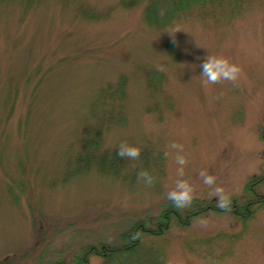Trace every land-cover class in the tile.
<instances>
[{"label":"rangeland","instance_id":"374dc122","mask_svg":"<svg viewBox=\"0 0 264 264\" xmlns=\"http://www.w3.org/2000/svg\"><path fill=\"white\" fill-rule=\"evenodd\" d=\"M209 56L236 79L207 81ZM261 175L264 0H0V264H264V206L88 252L150 227L179 181L185 208Z\"/></svg>","mask_w":264,"mask_h":264},{"label":"trees","instance_id":"16d2710c","mask_svg":"<svg viewBox=\"0 0 264 264\" xmlns=\"http://www.w3.org/2000/svg\"><path fill=\"white\" fill-rule=\"evenodd\" d=\"M197 2L198 0H196ZM94 148L95 145L91 146L90 150H94ZM87 150L89 152V149ZM106 159L104 158L102 161ZM87 164H90V162ZM263 186L264 175L251 178L243 185L241 196L229 199L226 208H220L217 204L204 203L198 200H193L190 205L188 204L184 208L182 205L177 206L173 200L168 201L162 205L158 214L150 220L152 223L150 227H147L146 220L131 223L125 233L123 245L120 247L101 245L98 248H90L88 252L105 262L116 254L137 250L141 245L142 238L160 237L166 234L171 227L186 228L193 221L207 216H229L238 222L245 223L258 209L264 206V195L261 192ZM57 264L66 263L58 262Z\"/></svg>","mask_w":264,"mask_h":264},{"label":"clouds","instance_id":"9594fccd","mask_svg":"<svg viewBox=\"0 0 264 264\" xmlns=\"http://www.w3.org/2000/svg\"><path fill=\"white\" fill-rule=\"evenodd\" d=\"M200 75L206 77L209 82H216L219 79L235 80L239 69L235 65L229 64L225 59L219 57L209 56L207 60H202L200 65ZM176 147L175 144L172 145ZM139 154V149L135 147L128 146L122 143L117 151V155L124 157L135 158ZM179 163L183 164L184 160L182 157L178 158ZM141 175L146 176V173H141ZM201 175H204L201 173ZM213 177L205 176V183L211 184ZM177 190L168 193L169 199L173 200L177 206H181L184 203L190 201V190L185 181H179L176 185ZM221 189H216L217 193H220ZM228 199L224 196L220 197L219 207L226 208L228 206Z\"/></svg>","mask_w":264,"mask_h":264}]
</instances>
